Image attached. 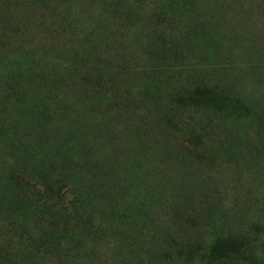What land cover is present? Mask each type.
<instances>
[{
	"label": "rangeland",
	"instance_id": "374dc122",
	"mask_svg": "<svg viewBox=\"0 0 264 264\" xmlns=\"http://www.w3.org/2000/svg\"><path fill=\"white\" fill-rule=\"evenodd\" d=\"M0 264H264V0H0Z\"/></svg>",
	"mask_w": 264,
	"mask_h": 264
}]
</instances>
